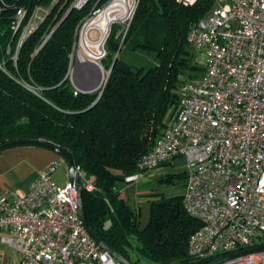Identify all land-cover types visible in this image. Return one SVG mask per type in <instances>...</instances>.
Returning a JSON list of instances; mask_svg holds the SVG:
<instances>
[{"label": "trees", "instance_id": "16d2710c", "mask_svg": "<svg viewBox=\"0 0 264 264\" xmlns=\"http://www.w3.org/2000/svg\"><path fill=\"white\" fill-rule=\"evenodd\" d=\"M110 1L91 0L82 10H72L44 43L72 0L54 5L53 0H0V145L45 140L72 153L76 165L96 177L97 190H82L88 225L133 264L141 258L154 264H200L189 254V241L202 224L187 212L183 195L151 200L150 220L142 229L141 210L127 203L121 190L176 119L182 83L203 71L188 37L216 0L194 6L137 0L126 33L106 43L101 62L111 73L104 88L79 92L69 74L78 31L94 7L101 9ZM39 6L52 7L51 12L20 44ZM20 9L26 15L15 32ZM124 46L155 54L157 65L133 68L118 58L112 68ZM186 178L182 171L160 181L185 189Z\"/></svg>", "mask_w": 264, "mask_h": 264}, {"label": "built area", "instance_id": "2783aa9c", "mask_svg": "<svg viewBox=\"0 0 264 264\" xmlns=\"http://www.w3.org/2000/svg\"><path fill=\"white\" fill-rule=\"evenodd\" d=\"M61 1L53 0L52 5ZM90 1L72 0L44 43L72 10H82ZM178 1L194 6L200 0ZM110 7L117 14L107 21L103 14ZM51 9L36 8L20 44ZM126 12V0H111L103 9L94 7L81 27L93 21L98 25L90 26L80 39L78 31L76 43L92 42L93 30L101 37L103 26L127 21L130 25L134 12L122 18ZM25 15L20 9L15 32ZM188 40L203 71L182 83L176 119L140 160V172L127 176L126 182H138L145 172L185 159L184 206L202 224L189 241V254L206 264L264 245V0H216L192 26ZM62 164L66 163L59 158L40 172L26 193L0 195L2 243L19 254L20 264H122L89 234L76 188L54 179ZM76 167L82 190H97L96 177ZM222 264H264V251Z\"/></svg>", "mask_w": 264, "mask_h": 264}, {"label": "rangeland", "instance_id": "374dc122", "mask_svg": "<svg viewBox=\"0 0 264 264\" xmlns=\"http://www.w3.org/2000/svg\"><path fill=\"white\" fill-rule=\"evenodd\" d=\"M134 3V1H133ZM137 7V0H135V8ZM104 8V7H103ZM102 8V9H103ZM135 13V12H134ZM117 14V13H116ZM115 13L112 15H116ZM133 15V14H132ZM131 19V16H130ZM129 26V21L126 23H118L115 28L111 29L110 35L107 37V40L103 46V53L99 55L98 50L94 47H91L88 51L83 50L81 45V40H78L74 52L72 54V65L70 73L73 70V65L76 60L81 58L84 61L94 60L104 58L107 55L106 43L109 38L123 36ZM83 26L79 30V39L82 37ZM92 42H97L100 39V33L96 30H93L89 34ZM122 43V42H121ZM122 45V44H121ZM91 55V56H90ZM119 58L122 62L130 65L133 68H145L150 69L157 65L156 55L153 53H148L146 51L138 50L132 51L126 46L122 47L119 52ZM108 74L105 72L104 80L106 81ZM105 81L101 83V86L104 85ZM100 86V87H101ZM186 170L185 159H177L166 165H161L154 170L145 172L143 178L138 182L127 184L126 186L130 188L131 193L129 194L128 203L132 206L139 207L141 210V227L147 225L150 220V201L160 198H171L184 194V187L180 183L166 184L162 183L160 179L165 177L168 174H175ZM54 179L61 185H67L70 182V171L67 164H62L58 168L57 172L54 175ZM126 186H123L124 189ZM122 194V192H121ZM147 221V223H146ZM17 264V261L16 263ZM20 264V262L18 263ZM140 264H154L147 259L141 258ZM172 264H178L172 263Z\"/></svg>", "mask_w": 264, "mask_h": 264}, {"label": "crops", "instance_id": "0c3cea01", "mask_svg": "<svg viewBox=\"0 0 264 264\" xmlns=\"http://www.w3.org/2000/svg\"><path fill=\"white\" fill-rule=\"evenodd\" d=\"M101 60L86 62L79 58L76 60L73 65L74 72L70 73V79L77 91L92 93L100 89L102 77L104 78L105 72H107ZM58 160L59 156L55 152L39 147H19L0 153V195L11 191L26 193L38 174ZM128 187L121 190L122 197L127 203L131 193ZM145 226L143 225L141 228L143 229ZM3 235L4 233L0 232V264H15L16 261L18 264L20 262L19 254L2 243Z\"/></svg>", "mask_w": 264, "mask_h": 264}, {"label": "water", "instance_id": "95a60500", "mask_svg": "<svg viewBox=\"0 0 264 264\" xmlns=\"http://www.w3.org/2000/svg\"><path fill=\"white\" fill-rule=\"evenodd\" d=\"M119 52L115 55L112 68L114 67L117 59L119 58ZM110 73H111V70L107 71L108 76L106 78V81H105L104 85H102L100 87V89L101 88H104V86H105V84H106V82L108 80V77H109ZM69 74H70V72H69ZM101 96H102V93L100 94L98 100L100 99ZM19 147H39V148H45V149H48V150H51V151L55 152L59 156V158H61V159L64 160V162L67 164V166L69 168V171H70V184L73 187L76 188L77 193H78L79 208H80V216H81V219H82L85 227L87 228L89 234L95 239V241L98 244H100L106 251H108L119 262H121L122 264H133V262L127 260L126 258H124L123 256H121L119 253L115 252L113 249H111L109 246H107L95 234V232L88 225L87 216H86V212H85V208H84L83 200H82L81 178L79 176V173L77 172V167H76L77 165H76V162H75V159H74L73 154L70 153L69 151H67V150H65L63 148H60L59 146H56L53 143L47 142L45 140H22V141L7 142V143H5L3 145H0V153L4 152L6 150H9V149L19 148ZM261 251H264V245L263 246H258V247H253V248H249L247 250H243L241 252L229 254L227 256H222V257L217 258L216 260H213V261H211L209 263H206V264H222L223 262H225L227 260H232L234 258H237L238 256L248 255V254H252V253H256V252H261Z\"/></svg>", "mask_w": 264, "mask_h": 264}, {"label": "bare ground", "instance_id": "6f19581e", "mask_svg": "<svg viewBox=\"0 0 264 264\" xmlns=\"http://www.w3.org/2000/svg\"><path fill=\"white\" fill-rule=\"evenodd\" d=\"M133 1L134 0H126L127 2V12L125 13V16L122 17V18H125V17H128L129 14L133 13L134 10H135V6L133 4ZM114 8V7H113ZM116 12L115 9H112V7L106 9L104 11V14H103V18H105V20L109 21L110 18L112 17V15ZM93 25H98V21H93L87 25H85L82 29V34L83 36L88 32L90 26H93ZM101 33H102V36L100 37V39L97 41V42H86L85 40H83L81 42V45L83 46V50H89L91 47H94L98 50V53L99 55H101L103 53V46L107 40V37L110 35V32H111V28H110V25L108 26H103L101 28H99ZM79 58V57H78ZM79 60H82L81 58ZM84 61V60H82ZM86 62V61H85ZM99 66V65H98ZM99 68H101L99 66ZM74 72V70L71 71V74ZM102 76V75H101ZM104 78L102 77V83L104 82Z\"/></svg>", "mask_w": 264, "mask_h": 264}]
</instances>
